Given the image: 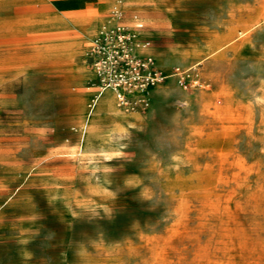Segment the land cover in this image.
Masks as SVG:
<instances>
[{
    "label": "rangeland",
    "instance_id": "obj_1",
    "mask_svg": "<svg viewBox=\"0 0 264 264\" xmlns=\"http://www.w3.org/2000/svg\"><path fill=\"white\" fill-rule=\"evenodd\" d=\"M0 264H264V0H0Z\"/></svg>",
    "mask_w": 264,
    "mask_h": 264
},
{
    "label": "built area",
    "instance_id": "obj_2",
    "mask_svg": "<svg viewBox=\"0 0 264 264\" xmlns=\"http://www.w3.org/2000/svg\"><path fill=\"white\" fill-rule=\"evenodd\" d=\"M101 34V40L97 39L95 44L96 70L103 77L102 84L113 87L120 100H126V90H147L149 85L160 80L162 75L152 57L136 52L138 37L132 33V29L116 25L102 30ZM143 44L147 45L149 42L145 41ZM146 95L147 91L141 94ZM145 99L146 97L144 101Z\"/></svg>",
    "mask_w": 264,
    "mask_h": 264
},
{
    "label": "bare ground",
    "instance_id": "obj_3",
    "mask_svg": "<svg viewBox=\"0 0 264 264\" xmlns=\"http://www.w3.org/2000/svg\"><path fill=\"white\" fill-rule=\"evenodd\" d=\"M119 19V18H118ZM116 22H113V23H110V24H115ZM105 24H109V22H107V23H104L103 25H105ZM140 24H137L135 27H137V26H139ZM132 33L133 34H135V36H137V37H142V35H141V29H139V28H132ZM141 47H144V46H137L136 47V52H138L139 54H141L140 52H139V49L141 48ZM89 53V52H88ZM160 79H162L163 78V76H160L159 77ZM104 90L105 89H107V90H111L112 92H114V94L116 95V97H118L117 96V93L115 92V90H114V88L113 87H111L109 84L107 85V84H101L100 85ZM144 93H146V91L144 90V89H136V88H134V89H132V94L133 95H135V96H138V95H141V94H144ZM105 99V98H104ZM119 101V100H118Z\"/></svg>",
    "mask_w": 264,
    "mask_h": 264
},
{
    "label": "crops",
    "instance_id": "obj_4",
    "mask_svg": "<svg viewBox=\"0 0 264 264\" xmlns=\"http://www.w3.org/2000/svg\"><path fill=\"white\" fill-rule=\"evenodd\" d=\"M81 19L83 20V21H85V20H88V21H93V22H96V20H95V18L94 17H90V18H83V17H81ZM141 35L143 36V31L141 30ZM86 51L87 52H89L87 49H86ZM144 54H149V53H144Z\"/></svg>",
    "mask_w": 264,
    "mask_h": 264
}]
</instances>
